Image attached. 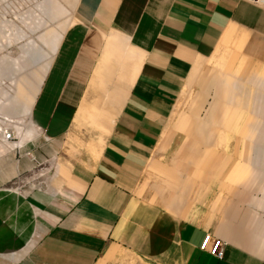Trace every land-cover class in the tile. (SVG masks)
<instances>
[{
  "label": "crops",
  "instance_id": "obj_1",
  "mask_svg": "<svg viewBox=\"0 0 264 264\" xmlns=\"http://www.w3.org/2000/svg\"><path fill=\"white\" fill-rule=\"evenodd\" d=\"M60 33L22 147H0V264H264L254 233L144 177L217 47L264 44V0H75Z\"/></svg>",
  "mask_w": 264,
  "mask_h": 264
},
{
  "label": "rangeland",
  "instance_id": "obj_2",
  "mask_svg": "<svg viewBox=\"0 0 264 264\" xmlns=\"http://www.w3.org/2000/svg\"><path fill=\"white\" fill-rule=\"evenodd\" d=\"M74 2L0 0V114L30 117ZM245 45L217 47L176 106L172 148L144 177L157 201L176 195L195 215L236 223L264 253V52Z\"/></svg>",
  "mask_w": 264,
  "mask_h": 264
},
{
  "label": "built area",
  "instance_id": "obj_3",
  "mask_svg": "<svg viewBox=\"0 0 264 264\" xmlns=\"http://www.w3.org/2000/svg\"><path fill=\"white\" fill-rule=\"evenodd\" d=\"M29 121L26 117H11L0 114V147L16 150L22 147L21 140L27 133ZM224 242L221 238H212L207 233L200 245L201 249L215 257H224Z\"/></svg>",
  "mask_w": 264,
  "mask_h": 264
}]
</instances>
